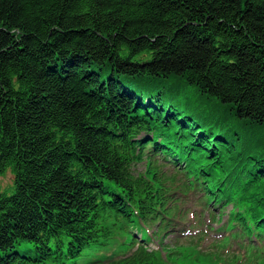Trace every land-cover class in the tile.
I'll use <instances>...</instances> for the list:
<instances>
[{"label":"trees","instance_id":"trees-1","mask_svg":"<svg viewBox=\"0 0 264 264\" xmlns=\"http://www.w3.org/2000/svg\"><path fill=\"white\" fill-rule=\"evenodd\" d=\"M8 172L0 264H162L178 189L264 251V0H0Z\"/></svg>","mask_w":264,"mask_h":264},{"label":"rangeland","instance_id":"rangeland-1","mask_svg":"<svg viewBox=\"0 0 264 264\" xmlns=\"http://www.w3.org/2000/svg\"><path fill=\"white\" fill-rule=\"evenodd\" d=\"M190 101L194 103L196 98L193 97ZM167 170H171L169 166H167ZM13 185L14 175L11 172L0 177L1 190L9 189ZM177 196L181 201V209L186 210L190 206L192 210L188 215H184L183 219H178L176 228L178 231L175 236L171 233V236L167 235L161 241L155 239L146 245L157 250L158 260L162 264H264L263 250L261 253L260 251L246 250L240 247L236 240L225 238L230 233L225 232L223 228L220 229L223 222L216 223L212 230H207L205 226L208 218L204 214V225H198L199 219L194 214L198 213L200 209L191 192L185 195L182 189H178ZM192 222L193 226H191ZM203 230L205 231L204 236ZM202 236L203 239H201ZM176 237L178 239H172ZM160 242H164L166 247L160 248ZM25 247L23 246V248ZM113 251L115 250H108L107 254Z\"/></svg>","mask_w":264,"mask_h":264}]
</instances>
